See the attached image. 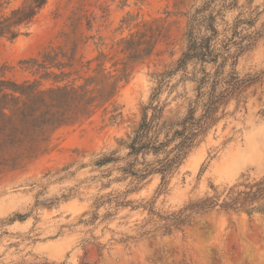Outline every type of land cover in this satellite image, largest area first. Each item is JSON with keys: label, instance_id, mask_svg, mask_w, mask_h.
Masks as SVG:
<instances>
[{"label": "rangeland", "instance_id": "obj_1", "mask_svg": "<svg viewBox=\"0 0 264 264\" xmlns=\"http://www.w3.org/2000/svg\"><path fill=\"white\" fill-rule=\"evenodd\" d=\"M24 1L0 0V19ZM205 1L46 0L21 35L0 37V77L36 80L48 87L52 80H45L36 65L29 68L31 60L43 64L45 54L57 55L54 63L65 67L47 71L69 73L61 84L72 79L80 84V77L94 75L99 54L105 55L106 72L119 73L127 62L124 41L134 35V41L142 42L140 48H147L150 28L159 30L152 53L128 65L110 103L85 122L58 129L48 152L26 167L0 172V264H264L260 213L212 211L182 231L135 240L126 238L136 236L146 217L141 209L102 205L95 210L97 219L85 222L95 213L96 201L108 193L130 191L124 198L132 205L154 196L158 175L137 186L130 179L117 180L118 168L130 159L123 144L139 125L144 107H160L161 121L177 122L186 115L196 94L189 80L192 64L166 75L161 86L157 74L175 68L186 49L188 13ZM238 14H250L252 29L259 32L236 65L241 78L255 82L219 109L216 121L156 196L155 210L171 212L189 199L212 194L211 185L222 190L242 175L264 174V0H238L236 8L225 11L224 20L231 23ZM87 61H92L90 69ZM200 114L198 110L196 116ZM111 153L118 162L94 165ZM108 212L111 216L104 218Z\"/></svg>", "mask_w": 264, "mask_h": 264}, {"label": "trees", "instance_id": "obj_2", "mask_svg": "<svg viewBox=\"0 0 264 264\" xmlns=\"http://www.w3.org/2000/svg\"><path fill=\"white\" fill-rule=\"evenodd\" d=\"M45 3L46 0H25L9 15L2 17L0 37L13 40L21 35L20 29L29 28ZM237 3L238 0H207L188 13L184 34L186 49L174 69L167 74H157V83L161 86L168 75L178 70L185 71L192 64L193 72L189 80L195 85V98L184 118L177 122L161 121L160 107H144L139 125L123 144L130 159L118 168L121 176L117 180L130 179V183L137 186L158 175L160 183L154 196L132 205L133 202L124 198L130 191L116 195L108 193L95 203L94 211L102 205L115 210L129 207L132 211H146V217L137 225L136 236H128L126 240L182 231L197 217L212 211L241 212L249 216L264 214V174L257 178L242 175L236 183L222 190L211 185L212 194L205 193L189 199L171 212H160L154 207L156 196L166 189L170 177L216 121L219 109L232 98L238 100L244 90L255 82V78H241L236 71L238 58L255 45L259 36V32L252 29L255 19L250 14H238L231 23L224 20L225 11L236 8ZM220 22L224 23L222 29L219 28ZM150 31V39L144 42L147 48H140L142 42L134 41V35L124 41L122 51L127 54V62L123 63L119 73L106 72L105 55L99 54L94 59L99 63L93 76L80 77L83 79L80 84L76 83V79L61 84L70 74L48 72L53 66L61 69L65 65L54 63L57 55L45 54L43 64L31 60L29 68L36 65L37 70H43L44 79L52 80L51 86L43 87L36 80L16 82L0 77V172L26 167L48 152L50 139L58 129L81 124L110 103L119 90L128 65L152 53L156 43L154 38L159 35V30L150 28ZM91 62L87 61V69H90ZM155 96L153 94L152 97ZM148 109L151 111L150 119L147 118ZM198 110L201 114L196 116ZM113 155L101 156L94 161V165L101 168L118 162L119 158ZM149 156L152 159H148ZM109 216L110 212L104 218ZM97 217L95 211L85 222L93 223Z\"/></svg>", "mask_w": 264, "mask_h": 264}]
</instances>
